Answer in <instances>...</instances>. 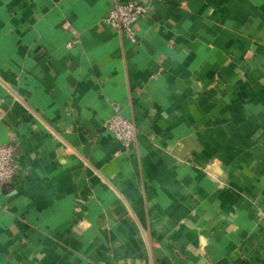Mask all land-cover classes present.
I'll use <instances>...</instances> for the list:
<instances>
[{"label": "crops", "instance_id": "1", "mask_svg": "<svg viewBox=\"0 0 264 264\" xmlns=\"http://www.w3.org/2000/svg\"><path fill=\"white\" fill-rule=\"evenodd\" d=\"M116 1L0 0V264H264V0Z\"/></svg>", "mask_w": 264, "mask_h": 264}, {"label": "built area", "instance_id": "2", "mask_svg": "<svg viewBox=\"0 0 264 264\" xmlns=\"http://www.w3.org/2000/svg\"><path fill=\"white\" fill-rule=\"evenodd\" d=\"M149 14L150 6L141 0H117L104 22L132 42H138L137 23ZM114 110L105 123L106 129L124 145L134 143L138 138L137 123L123 115L119 105H114ZM18 170L15 146L12 143L0 142V184L12 182Z\"/></svg>", "mask_w": 264, "mask_h": 264}]
</instances>
